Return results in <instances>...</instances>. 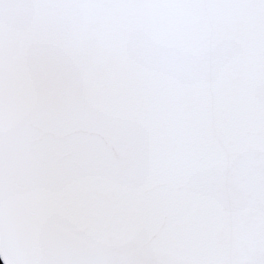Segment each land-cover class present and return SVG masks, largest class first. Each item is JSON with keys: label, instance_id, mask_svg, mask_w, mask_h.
I'll return each mask as SVG.
<instances>
[{"label": "snow or ice", "instance_id": "snow-or-ice-1", "mask_svg": "<svg viewBox=\"0 0 264 264\" xmlns=\"http://www.w3.org/2000/svg\"><path fill=\"white\" fill-rule=\"evenodd\" d=\"M4 264H264V0H0Z\"/></svg>", "mask_w": 264, "mask_h": 264}, {"label": "water", "instance_id": "water-1", "mask_svg": "<svg viewBox=\"0 0 264 264\" xmlns=\"http://www.w3.org/2000/svg\"><path fill=\"white\" fill-rule=\"evenodd\" d=\"M0 261L2 262V264H4V261H3V259H2V258H0Z\"/></svg>", "mask_w": 264, "mask_h": 264}, {"label": "trees", "instance_id": "trees-1", "mask_svg": "<svg viewBox=\"0 0 264 264\" xmlns=\"http://www.w3.org/2000/svg\"><path fill=\"white\" fill-rule=\"evenodd\" d=\"M0 264H2V262L0 261Z\"/></svg>", "mask_w": 264, "mask_h": 264}]
</instances>
